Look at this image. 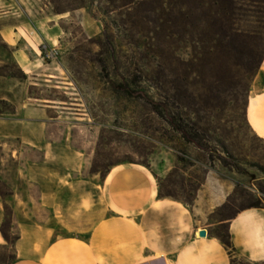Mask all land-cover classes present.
Instances as JSON below:
<instances>
[{
  "label": "rangeland",
  "instance_id": "obj_1",
  "mask_svg": "<svg viewBox=\"0 0 264 264\" xmlns=\"http://www.w3.org/2000/svg\"><path fill=\"white\" fill-rule=\"evenodd\" d=\"M21 51L35 62L29 73ZM263 62L264 0H0V117H58L48 136L81 153L84 178L99 183L139 166L160 198L191 204L207 179L222 180L230 195L218 218L264 207V138L248 116L251 100L263 127L264 86L251 99ZM64 181L74 182L71 170ZM10 258L0 248V264Z\"/></svg>",
  "mask_w": 264,
  "mask_h": 264
},
{
  "label": "crops",
  "instance_id": "obj_2",
  "mask_svg": "<svg viewBox=\"0 0 264 264\" xmlns=\"http://www.w3.org/2000/svg\"><path fill=\"white\" fill-rule=\"evenodd\" d=\"M5 37L10 44L12 34ZM18 63L25 73L35 64L25 51ZM261 71L264 62L251 99L255 86H264ZM255 100L260 103L261 95ZM24 107L39 114L59 108ZM250 111L251 100L249 121L264 138V125H254ZM58 119L0 117V183L9 188L6 195L0 190V248L11 252L4 264H264V207L218 218L214 214L230 195L222 180L207 179L194 202L186 204L160 198L151 172L139 166L112 175L113 170L101 183L86 179L81 153L71 152L66 140L48 136ZM68 170L72 185L64 181ZM220 227L232 248L221 240ZM12 232L16 239L10 241L6 234Z\"/></svg>",
  "mask_w": 264,
  "mask_h": 264
},
{
  "label": "trees",
  "instance_id": "obj_3",
  "mask_svg": "<svg viewBox=\"0 0 264 264\" xmlns=\"http://www.w3.org/2000/svg\"><path fill=\"white\" fill-rule=\"evenodd\" d=\"M118 91H121L123 93H126L128 95H131V96H140L141 98H145L146 100L149 101V103L155 107L156 110L159 111V109L163 106V103H158L156 101H152V100H149L147 98V96L145 94H142V93H137L133 90H131L129 88L128 85H120L119 87V90ZM169 122L170 124H172L173 126H176L175 125V122L171 121L169 119ZM178 131H180L182 133V135L184 136V138L188 141V142H194L193 139L188 135V133L182 128V127H178ZM248 208H263L262 204L261 203H257V204H254V205H251L250 207ZM6 234V233H5ZM7 238L10 239V237L6 234ZM221 240L224 242V244L226 246H228L229 248H232V242L229 238V236L227 235L226 237H222L220 236ZM235 262V261H234Z\"/></svg>",
  "mask_w": 264,
  "mask_h": 264
},
{
  "label": "water",
  "instance_id": "obj_4",
  "mask_svg": "<svg viewBox=\"0 0 264 264\" xmlns=\"http://www.w3.org/2000/svg\"><path fill=\"white\" fill-rule=\"evenodd\" d=\"M206 234H207V232L204 230V231H202V232L200 233V236L205 237Z\"/></svg>",
  "mask_w": 264,
  "mask_h": 264
},
{
  "label": "bare ground",
  "instance_id": "obj_5",
  "mask_svg": "<svg viewBox=\"0 0 264 264\" xmlns=\"http://www.w3.org/2000/svg\"><path fill=\"white\" fill-rule=\"evenodd\" d=\"M0 242H3L2 238H0Z\"/></svg>",
  "mask_w": 264,
  "mask_h": 264
}]
</instances>
